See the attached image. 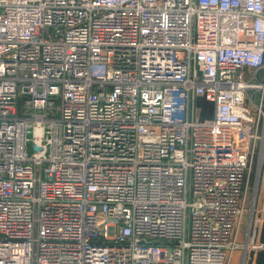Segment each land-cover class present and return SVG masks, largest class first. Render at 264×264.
I'll list each match as a JSON object with an SVG mask.
<instances>
[{"label":"built area","instance_id":"2783aa9c","mask_svg":"<svg viewBox=\"0 0 264 264\" xmlns=\"http://www.w3.org/2000/svg\"><path fill=\"white\" fill-rule=\"evenodd\" d=\"M263 176L264 0H0V264H231Z\"/></svg>","mask_w":264,"mask_h":264},{"label":"rangeland","instance_id":"374dc122","mask_svg":"<svg viewBox=\"0 0 264 264\" xmlns=\"http://www.w3.org/2000/svg\"><path fill=\"white\" fill-rule=\"evenodd\" d=\"M193 108L195 120L204 121L212 117V104L202 98L195 100ZM255 184V179H253L248 189L247 202L238 233V243L242 248L235 252V256H239L234 264H242V257L245 256V252L242 249L247 248L249 250L252 231H254L255 225L261 217L260 209L264 201V176Z\"/></svg>","mask_w":264,"mask_h":264},{"label":"crops","instance_id":"0c3cea01","mask_svg":"<svg viewBox=\"0 0 264 264\" xmlns=\"http://www.w3.org/2000/svg\"><path fill=\"white\" fill-rule=\"evenodd\" d=\"M260 214L261 217L257 221L254 231H252L246 264H264V201ZM238 256H235L234 253L231 264L236 262Z\"/></svg>","mask_w":264,"mask_h":264},{"label":"bare ground","instance_id":"6f19581e","mask_svg":"<svg viewBox=\"0 0 264 264\" xmlns=\"http://www.w3.org/2000/svg\"><path fill=\"white\" fill-rule=\"evenodd\" d=\"M256 184H257V180H256ZM256 184H255V185H256Z\"/></svg>","mask_w":264,"mask_h":264}]
</instances>
